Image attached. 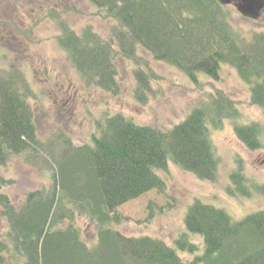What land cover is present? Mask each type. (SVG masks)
<instances>
[{"label": "trees", "instance_id": "1", "mask_svg": "<svg viewBox=\"0 0 264 264\" xmlns=\"http://www.w3.org/2000/svg\"><path fill=\"white\" fill-rule=\"evenodd\" d=\"M71 1L41 0L36 25L44 15L55 21L57 46L86 88L118 97L126 68L134 66L133 96L144 103L159 78L138 55L142 50L194 82L198 74L218 81L221 67L229 66L248 88L250 104L264 111V31L240 33L231 21L232 11L216 0H86L113 22L112 37L106 40L92 27L78 33L66 23L70 13H78ZM13 21L0 20V30L10 25L21 31ZM10 55L14 53L0 57V166L21 155L25 161L51 159L53 185L48 192L30 194L17 208L1 193L7 182L0 176V210L9 226L0 256L25 264H264V210L236 220L223 208L195 201L179 211L183 227L169 244L152 236H126L120 227L129 220L119 213L120 207L152 191L166 195L160 174H167L170 165L204 183H216L220 159L214 132L231 123L246 150L260 152L264 119L245 123L236 103L217 92L171 131L116 115L98 123L92 144L75 146L64 133L42 142L30 105L36 91L25 72L33 64L25 60L17 66ZM242 163L235 161L227 194L263 195L264 185L252 183ZM150 208L146 224L178 211V205ZM85 225L94 230L93 236L85 234Z\"/></svg>", "mask_w": 264, "mask_h": 264}, {"label": "rangeland", "instance_id": "2", "mask_svg": "<svg viewBox=\"0 0 264 264\" xmlns=\"http://www.w3.org/2000/svg\"><path fill=\"white\" fill-rule=\"evenodd\" d=\"M40 1L0 0V20H17L13 22L20 23L22 27L21 31L10 25L4 28L5 32L1 29L0 57L5 52H13L10 62L20 67L25 60L33 64L34 69L26 68L25 72L36 91L30 105L34 110V123L42 142L57 133H64L71 137L75 146L92 144L93 135H98V123L116 115H122L140 126L171 131L175 125L185 121L193 108L205 104L217 92L225 93L236 103L245 123L261 122L264 119V111L250 104L248 88L231 67H221L218 81L198 74L194 82L176 68L157 62L142 50L138 51V55L147 61L159 78L157 83L151 84L144 103L137 102L133 96L137 71L134 66L126 68L125 83L121 84L118 97L86 88L71 67L67 55L57 46L56 39L60 30L55 21L44 15L42 23L36 25L38 10L35 11V8ZM71 2L78 13H70L65 21L73 30L80 33L92 27L104 40L112 37L111 20L99 16L86 0ZM228 8L233 13L231 21L240 33L264 31V15L259 21H249L238 15L233 6ZM23 29L25 34L21 33ZM39 68L47 69L51 76L46 77ZM212 142L220 159L216 183H204L194 175L170 165L167 174H160L167 183L166 195L152 191L120 207L119 213L129 220L120 227V231L128 237L152 236L169 244L183 227L182 212L179 211L188 209L195 201L223 208L236 220L249 213L263 211L264 193L251 198L232 197L227 194V190L235 161L237 164L243 162V173L252 179V183L254 181L264 185V150L255 153L247 151L234 136L231 123L226 124L223 131L214 132ZM24 158L22 155L7 158L3 166H0V176L7 182L1 193L8 196L17 208L25 204L30 194L52 189L51 159L25 161ZM176 205L178 211L174 209L170 213L165 212L146 224L151 215L150 206L166 209ZM81 222L85 224L82 219ZM140 222L143 224L138 225ZM84 228L86 235L93 236L94 230L86 225ZM8 229V223L0 210L1 245L7 244ZM0 264L25 263L14 261L9 255L3 254L0 256Z\"/></svg>", "mask_w": 264, "mask_h": 264}, {"label": "water", "instance_id": "3", "mask_svg": "<svg viewBox=\"0 0 264 264\" xmlns=\"http://www.w3.org/2000/svg\"><path fill=\"white\" fill-rule=\"evenodd\" d=\"M220 4L234 5L245 18L259 20L264 13V0H217Z\"/></svg>", "mask_w": 264, "mask_h": 264}]
</instances>
